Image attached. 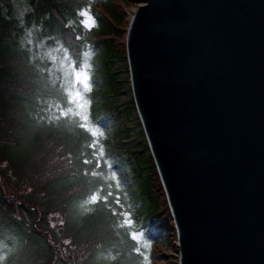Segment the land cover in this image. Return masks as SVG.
Listing matches in <instances>:
<instances>
[{
  "label": "trees",
  "instance_id": "trees-1",
  "mask_svg": "<svg viewBox=\"0 0 264 264\" xmlns=\"http://www.w3.org/2000/svg\"><path fill=\"white\" fill-rule=\"evenodd\" d=\"M8 1L0 0V264H155L151 228L169 216L148 146L127 151L123 131L103 128L116 109L110 96L94 103L100 95L90 90L79 110L71 95L72 74L83 70L99 88L109 75L108 93L120 94L110 69L127 64L120 2L129 0H25L20 20ZM29 31L41 50L22 43Z\"/></svg>",
  "mask_w": 264,
  "mask_h": 264
},
{
  "label": "water",
  "instance_id": "water-1",
  "mask_svg": "<svg viewBox=\"0 0 264 264\" xmlns=\"http://www.w3.org/2000/svg\"><path fill=\"white\" fill-rule=\"evenodd\" d=\"M126 56L179 264H264V0H137Z\"/></svg>",
  "mask_w": 264,
  "mask_h": 264
},
{
  "label": "rangeland",
  "instance_id": "rangeland-1",
  "mask_svg": "<svg viewBox=\"0 0 264 264\" xmlns=\"http://www.w3.org/2000/svg\"><path fill=\"white\" fill-rule=\"evenodd\" d=\"M9 9L12 12V15L18 20L21 19L24 13L29 11V6L25 0H9L7 2ZM137 0H129L128 3L120 2L121 10L129 17H131L133 11L136 9ZM87 26H91L92 20L87 16L85 21ZM22 43L27 46L29 45L31 49L37 47L41 50V45L36 43L34 34L32 31H29L24 38L22 39ZM127 69V64H124L122 61L114 62V65L110 69V74L114 75V78L118 80L122 86V90H120V94L113 96L112 93H108L110 90V79L111 77H103L106 80V84L103 88H99L98 80L92 79L91 72L89 71H75L72 74V98L75 101L79 110H82L84 107V98H86V94L88 91L93 90L98 92L101 98L96 94L94 98V103L100 102L106 98V96H110L112 101H115L116 109L114 110L111 118L105 119L103 121V128L109 129V127H114L115 129L121 130L124 133L118 138V142L120 145H124L127 151L134 152L139 143L143 142L145 144L146 140L143 134V128L141 123L139 122V118L136 114L135 107L131 106L130 101L132 98V91L130 88V81L128 72H125ZM100 73V69L98 70ZM105 72L103 71V75ZM102 75V76H103ZM109 80V85L107 82ZM128 80V82H126ZM101 91V92H100ZM82 119L83 116L81 115ZM141 134L143 139L141 138ZM149 154L145 153L144 155ZM122 159L126 158L125 154L121 155ZM132 159V158H131ZM131 167H134L131 161ZM116 170L122 175L124 173V169L122 166L116 167ZM168 205V204H166ZM167 213L169 216V220L163 221V225L166 227H153L151 228V235L154 240H156L157 244L154 248L155 255V264H179V253L177 243V234L174 227L173 220L170 216V210L167 206ZM168 229V230H167ZM139 236V235H138ZM137 236V237H138Z\"/></svg>",
  "mask_w": 264,
  "mask_h": 264
},
{
  "label": "bare ground",
  "instance_id": "bare-ground-1",
  "mask_svg": "<svg viewBox=\"0 0 264 264\" xmlns=\"http://www.w3.org/2000/svg\"><path fill=\"white\" fill-rule=\"evenodd\" d=\"M132 94V93H131ZM136 110V109H135ZM136 114H137V116H138V112L136 111ZM139 118V117H138ZM139 122L141 123V121H140V119H139ZM142 125V124H141Z\"/></svg>",
  "mask_w": 264,
  "mask_h": 264
},
{
  "label": "snow or ice",
  "instance_id": "snow-or-ice-1",
  "mask_svg": "<svg viewBox=\"0 0 264 264\" xmlns=\"http://www.w3.org/2000/svg\"><path fill=\"white\" fill-rule=\"evenodd\" d=\"M93 19H95V18H93ZM95 26V23H93V27Z\"/></svg>",
  "mask_w": 264,
  "mask_h": 264
}]
</instances>
